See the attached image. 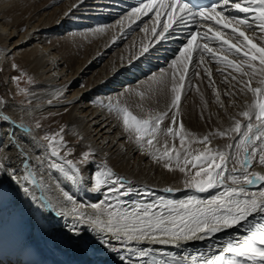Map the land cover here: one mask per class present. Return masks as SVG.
Here are the masks:
<instances>
[{
  "label": "bare ground",
  "instance_id": "obj_1",
  "mask_svg": "<svg viewBox=\"0 0 264 264\" xmlns=\"http://www.w3.org/2000/svg\"><path fill=\"white\" fill-rule=\"evenodd\" d=\"M75 5L77 6H71L66 14L62 15L53 25H49V23L37 24L35 27H31L25 34L16 35L14 30L8 29L4 22L0 21V28L6 33L5 37L0 36V116L8 117L6 121L0 120V233L1 235L13 237L11 249L17 246L36 244L37 251L41 253L40 261L44 264H165V262L167 264H193L191 260L193 256L197 258L196 264H203V261L208 257L219 253L220 248L224 246L229 237H233L234 239L237 237L242 238L247 233L243 229L234 227L206 237L202 241H180L179 246L143 241L128 245L130 250L127 251L124 250L122 244L113 240L112 243L121 250L118 252L109 251L105 246L101 245L100 235L97 232L90 231L88 225L80 223L73 212V208L76 207L81 212L91 214L93 210L87 206L98 203L99 199L102 198L101 193L89 194V190L93 186L91 173L86 170L83 173V180L74 184L61 172L48 168L50 155L47 143H45L42 137L45 131L38 127V123L42 124L44 128L46 127L58 132L63 127V122L75 135L83 137V141H80L78 145L93 147L96 153L97 151L100 153L99 156L107 153L109 158L107 155L105 156L108 159H105L104 156H101V158L103 162H109L111 159L110 155L114 153L118 154L123 147V142L119 141V135L109 134L113 127L110 125L111 121L107 114L96 107L98 100H101V102L103 100L104 102L108 98L110 99V96L123 94V90L128 88L131 82L137 81L146 75L149 77L151 74L159 73L160 69H157V67L165 65L166 67L162 69H167L172 60L169 59L167 63H163L162 56L169 54L174 39L170 37L166 41L155 43L157 37L142 30L145 21L149 26L152 24V21L148 20V17L142 16L135 23H132L130 20H123V14L120 12V7L116 0H82ZM80 10L84 11V15L85 12L87 13L82 18H79L80 22L77 23L84 25L86 20L92 22L94 24V33L91 34V37L95 39L92 40L100 44L101 47L99 46L100 49L92 53L88 49L93 42L87 41L89 39L87 35L82 34V38L79 37L80 35L75 38L70 33V36H73L74 40L80 39L83 43H80L79 40L76 43L74 42L75 48H72V51L74 50V53L85 51L83 60L78 61L74 67V69H77V71L76 69L75 71L73 70L74 74L73 71L67 72V66H65L66 69L64 66L61 67L69 59L64 58L62 54L60 55L58 53L59 50L55 46L53 47L52 44L47 43L48 36H45V33L63 34L61 31L65 27L63 22H68L70 27V23L74 22H72L71 18H74V15ZM248 18L249 20L252 19L251 16ZM120 21H123V23L121 24ZM107 22H111V24L106 26ZM162 22L166 21L162 20ZM18 28L20 29V27ZM111 29L113 35L110 38V36H107V33ZM136 32L138 35H141L140 38L143 37L144 40H147L145 43L153 41L149 45V53L143 56L139 55L138 59L134 57L135 51L138 52L139 47V42H137L139 40L135 39V37H139L136 35ZM247 32L254 39V42L264 46V40H261V33L259 31L253 32L247 29ZM110 33L109 35H111ZM128 37H131L130 39L132 40V44L129 43L132 45V48L130 46L131 51L129 49L130 55L124 58L126 59L125 64L122 67L119 66L120 68H118L119 70L115 75L111 77H102L100 75L101 80L96 81L92 78L96 81L93 83V87L88 85L82 86L81 83L85 81L87 76L95 77L106 72L104 69L108 66L102 65L104 59L110 55V52H115L123 43L127 45L128 41H130L127 40ZM5 43H10V47L5 48ZM210 46L216 47L215 43ZM95 47H97V44L94 46V49ZM38 50H41L39 54H37ZM53 50H56V52ZM127 52L128 49L126 48L125 53ZM11 58L22 69L31 73L36 80L32 86L28 87L29 98L32 99L30 104L20 102L16 95L15 97L12 96L16 87L11 78V74H14ZM229 58L236 59L239 62V57L230 55ZM139 61L143 64L140 70H136L134 68ZM197 61L198 58L193 64L195 67L197 66L199 69L207 68V71L211 72V77H214L211 80V85L207 82L206 87L200 86L203 94H207L213 100H218L219 104L222 105L221 108L226 103L230 106L231 112L224 111L225 113L222 115L229 122V129L234 127L236 120H242L243 122L244 117L240 116V113L247 109L253 97L250 93L241 91L243 84L239 82L241 79L240 74L235 72L234 69L217 63L210 57H204L203 64H198ZM69 69L72 70L71 68ZM189 70L192 72L193 66ZM207 71L205 72L207 73ZM98 72L100 73L96 74ZM233 76H236L237 79L233 80ZM146 79L139 80V82L146 81ZM255 86H257V81L253 80V87ZM142 87L146 88L144 86L140 88ZM153 88L152 90H155L156 86L154 85ZM128 90L130 89L128 88ZM115 91L119 93L113 94ZM163 91L169 93L170 87L156 92ZM217 92L219 96H217ZM63 93H66V95L62 97ZM68 93H72V95ZM100 94L110 96H100ZM56 97H59L58 100H55ZM164 100L163 95L162 103H164ZM187 107H183L184 109L182 110V113L186 114H183L184 119L187 117L193 119L194 115L192 117L188 114L189 110ZM198 109L200 110V108ZM50 111L54 112L50 113ZM59 111L62 112L61 115ZM183 115L181 114V117ZM196 116L195 114V118ZM26 129H30V131ZM75 135L68 133L67 138L70 140ZM198 135L200 136V134ZM168 139L172 142L171 137ZM234 148L236 149V147ZM113 156L115 158V155ZM123 156L122 161L119 159L120 162H117V157L113 160L116 162L112 165L111 169L116 171L115 169L119 167L120 174H118L123 176L127 181H130L131 185L132 181L138 180L139 183L136 182L138 184L136 186L133 185L136 190L141 192L145 187L152 191V194L146 197L144 195V199L140 198L142 195L137 196L135 193L127 197L130 204L129 208L138 201L151 202L158 200L160 197L172 201L184 200L188 196H196L201 200H208L223 190V188H216L210 189L208 192L198 193L189 188H183L185 186L181 175H179L180 177L178 176L180 179L177 178L173 181V184L168 182L166 178L161 179L163 175L160 176L157 172L160 169L158 170L155 161L154 163H150V159L146 161L147 159L145 160L143 157L146 161V166L144 169H140L142 173H139V170L134 166L133 168L135 169L129 168L133 155L130 156L128 154V158ZM26 162L28 164L27 168H25ZM231 162L229 161V166H231ZM110 163L113 164L112 162ZM81 167L85 170L83 165ZM153 169L156 170L155 173ZM252 170L264 173V165L253 161V166L249 171ZM29 171L34 173L35 184L22 179ZM12 172H16L17 177L20 178V183L11 178L9 174ZM82 184L90 186L84 187ZM256 187L254 188V185L248 186L249 192L258 194L262 190V186L258 185ZM25 188L28 189L27 192L24 190ZM167 188H172L175 191L167 192L165 191ZM84 189H86L85 192ZM65 192L73 197L72 201L67 200L64 196ZM81 205L84 207H80ZM20 225H24L30 229L28 235L26 231L18 237L15 235L14 232ZM74 225L75 228L73 227ZM76 232H79L80 235H76ZM217 245L220 247H217ZM140 249H151L152 251L149 255L140 256ZM233 255V253H225L226 257H232ZM121 256H124L125 259L122 260Z\"/></svg>",
  "mask_w": 264,
  "mask_h": 264
},
{
  "label": "snow or ice",
  "instance_id": "obj_2",
  "mask_svg": "<svg viewBox=\"0 0 264 264\" xmlns=\"http://www.w3.org/2000/svg\"><path fill=\"white\" fill-rule=\"evenodd\" d=\"M193 8L195 6L190 7V4L184 3L183 0H140V3L124 17L132 23L140 20L142 16L148 17L152 24L149 26L145 21L142 30L157 37L155 43L174 37L176 29L173 25L187 27L186 21L188 17L191 18L194 27L170 61L168 68L161 69L159 73L151 74L147 78L150 91L154 85L156 91L170 87L169 111L173 114L168 116L167 112L153 114L147 111L145 115L137 116L126 106L114 110L122 118L123 126L130 134V138L141 147H151L158 135L179 137L183 146L186 136L191 134L185 132L183 123L176 120V115L179 112L193 54L197 55L198 64H203L204 56L207 55L217 63L234 69L241 77L239 81L243 84L241 91L250 93L253 99L247 109L240 113V116L247 119L246 124L242 125L240 120H236L233 128L216 133L224 137L229 132H235L241 137L235 145L237 153L232 158V167L229 168V150L233 148L231 144L226 145L224 150L214 151L205 148L198 155L186 152L184 166H180L179 163L181 154L176 152L174 147L168 149L167 144L163 152L159 148L155 149L156 153H160L159 155L153 154V158L158 161L175 159L179 171L188 177L184 181L187 188L198 193L216 188L223 190L208 200H201L196 196H188L178 201L160 197L151 202L138 201L129 208L126 206L125 197L133 193L137 196L152 193L136 190L130 181L115 173L104 163L91 179L93 191H103L107 188L108 196L99 203L87 206L93 210L91 214L81 212L76 207L73 208V212L80 223L88 225L90 231L100 235L101 245L113 252L121 250L112 243L113 240L122 244L126 251L130 250L128 245L143 241L179 246L180 241H202L221 231L238 227L247 234L242 238L229 237L219 253L208 257L203 264H264V173L249 171L253 161L264 165V46L254 42L245 30L259 31L261 40H264V0H213L212 3L200 6L195 11ZM249 16L252 17L251 20ZM208 21L213 23L208 24ZM120 23L122 24L123 21ZM200 25H204L203 33L199 30ZM152 43L153 41H149L142 45L141 56L149 53V45ZM213 43L216 47L210 46ZM230 55L239 57V62L230 59ZM194 74L199 76V72ZM207 75L211 77V72L207 71ZM232 79L236 80L237 77L233 76ZM253 80L257 81L255 87ZM138 94L142 99L145 96L143 91ZM217 96H219L218 92ZM165 118L170 120L171 126L161 129V123ZM0 120L6 121L8 117L0 116ZM242 127L244 131H241ZM26 130L30 131V129ZM62 133L63 129L43 138L47 141L50 155L48 168L61 172L74 184L79 183L83 180L81 165L90 163V157L94 159L95 154L85 151L78 162L67 159L62 155V151L66 149ZM201 142L210 144L211 140L205 135ZM68 152L71 154L70 149ZM188 156H191V159H188ZM188 164L198 170L194 174L187 172ZM164 166L170 171L173 170L170 163L166 162ZM27 167L26 162L25 168ZM9 175L20 183L16 172ZM22 179L36 183L34 173L31 171ZM257 184L262 186V190L258 194L250 193L248 186ZM24 190L28 191L27 188ZM165 191L175 190L167 188ZM64 196L69 201L73 200L67 192ZM109 197H115V201ZM73 227L75 228V225ZM75 234L80 235L79 232ZM151 251V249H140L139 255L146 256ZM225 253L234 255L226 257ZM121 259L124 260L125 257L121 256ZM191 260L196 264L195 256L191 257Z\"/></svg>",
  "mask_w": 264,
  "mask_h": 264
},
{
  "label": "rangeland",
  "instance_id": "obj_3",
  "mask_svg": "<svg viewBox=\"0 0 264 264\" xmlns=\"http://www.w3.org/2000/svg\"><path fill=\"white\" fill-rule=\"evenodd\" d=\"M81 1L82 0H0V21L4 22L5 26H7L8 29L10 28V29L14 30V33L16 35L17 34H25V32L27 33V31L29 29H31V27L33 28L37 24L41 25V24H44V23H49V25H53V23L57 22L62 15L66 14V12L70 9L71 6H75L76 7L77 5H75V4H77V2H81ZM75 7H73V8H75ZM83 13H84V11L80 10L79 12L76 13V15H74V18H76L77 20L74 19V18H71L72 22L74 21L73 22L74 24L70 23V25H71L70 27L68 25V22H66V21L63 22V25L65 26L64 29L61 30L63 34H59L58 35V34L53 33V32L45 33V36H48L47 43L52 44L53 47L55 46V48L59 50V51L57 50L58 53L60 55L62 54V56H64V58L69 59V60L71 59L70 61L68 60L63 65H61V67L62 66H64V67L67 66V68H68L67 72L73 71V70L75 71V69H76V68L74 69L75 65H77L78 61H80V60L82 61L83 60V57H84V54H85L84 53L85 51H81V52H78V53H74V50L72 51V48L73 49L75 48V44H73V43L74 42L76 43V41H78V40L80 41V39L74 40L73 39L74 37L76 38V36L80 35L79 37L82 38V36H81L82 34L87 35L88 38H89V39H87V41L93 42V44H94L93 45L91 43V45L89 46V49H88V51H92V53H95V51H98L100 49V47H101V45L96 43L95 41H93L95 39H93L91 37V34L94 33V31H93L94 24L92 22H91L92 25H91V23H89V25L88 24L85 25V23H84V25H80V24L77 23V22H80L79 18H82L83 16H85L87 12H85V15ZM39 20H40V22H39ZM76 23H77V25H76ZM106 26H107V24H106ZM18 27H20V29ZM113 31H114V29H113ZM89 32H91V33H89ZM70 33L74 37L70 36ZM109 33L111 35H109ZM47 34H49V35H47ZM112 35H113V33H112V29H111V31H109L107 33V36H110V38H111ZM0 36H3V37L6 36V33L2 30V28H0ZM107 36H106V38H107ZM130 38L131 37H128V39H127V40H130V41H128L127 45H126V43H123L121 45L122 47L120 46L117 50H115V52L114 51L110 52L109 54L111 56L109 55L107 58L104 59V63H102V65L105 64V65L108 66V67H106L104 69V71H106V72H104L102 74H99L100 72H98L96 74H99V75L95 74L96 75L95 77L94 76L93 77L87 76L85 81H82V83H81L82 86H84V85L87 86L88 85V86H92L93 87L94 86V84H93L94 82H96L97 80H101V76L100 75H102V77L103 76H109V77L114 76L115 73L119 70L118 68L122 67L125 64L126 59H124V58H127V56L130 55L129 49L131 51V48H132V45H130V44H132V42H131L132 40ZM135 39L139 40L137 42H139L138 50H140L142 45L145 44V40L146 39L143 40V38H140V36L139 37H135ZM80 43H82V41H80ZM95 43L97 44V47H95V49H94V46H96ZM105 43H106V40H105ZM130 46H131V48H130ZM4 47L5 48H9L10 47V43H5ZM91 48H92V50H91ZM126 48L128 49L127 53H125L126 52ZM119 49H121V50H119ZM53 51L56 52V50H53ZM40 52H41V50H38L37 54H39ZM135 52H137V51H135ZM112 53H114V54H112ZM119 53L123 54L122 56H124L123 57L124 60L122 59V56ZM117 55H120V56H117ZM77 57H78V59L79 58L80 59L78 60ZM12 58H11V60H12ZM110 58H112V59H110ZM12 61H13L12 71L14 72V74L13 73L11 74L12 75L11 78L13 79L15 87H16L14 93L12 94V96L15 97V95H16V97L18 98V100L20 102L26 103V104H30L32 102V99L29 98L30 94L28 93V90H29L28 87L32 86L33 83L36 82V80L34 79V76L31 73H29V72L25 71L24 69H22L21 66L15 60H12ZM74 62H76V63H74ZM163 67H166V66L157 67V69L159 68L161 70ZM69 68H71L72 70H70ZM100 68H98V69H100ZM115 68H117V69H115ZM65 69H66V67H65ZM76 71H77V69H76ZM189 72H191V71L189 70ZM74 74H75V72H74ZM97 76H100V77H97ZM17 77H19L20 79H16ZM109 77H107V78H109ZM92 78L94 80H96V81H94ZM140 79H142V78H140ZM185 82H188V83L190 82V83L185 85V88H184V90L182 92V96H181V103H180V106H179V112L176 115V120L178 122H182L183 123L185 132L191 134V135L186 136L183 146H181L179 137L173 138L171 136L165 137L163 135H158L157 138L155 140H153V145L151 147H148V146L141 147L133 139L130 138V134L125 130V128L123 126V123H122V118L119 115H117L116 111L114 110L117 107H125L126 106L134 115H137V116H143V115L146 114L147 111H151L153 114H160V113L167 112L168 116H171L173 114L171 111H169L170 105H171V92H169V93L167 91L156 92V90H151L152 91L151 92L148 89V84H147V79H146V81H143V82H137V81L131 82V84L128 86V88L130 90H128V88L124 89L123 90V94H119V96H110V95H107V94H100V96H108V97L110 96L111 98L110 99L108 98V100L104 101V102H103V100H102V102H101V100H98V102L96 104V107L98 109L104 111L107 114V116L109 117L110 121H111L110 125H112L113 128H112V130L110 131L109 134L110 135L111 134L119 135L120 136L119 137V141L123 142V144H122L123 147L118 152V154H116V153L111 154V155L109 154L110 157H111L109 162H112L113 164H111V163L109 164V162H107V161L103 162V159L101 158V156L102 157L104 156L105 159H108L109 156L107 155V153L101 154L99 156L100 153H98V151L96 153L95 149L93 150V147H91V146L87 147V145H84V147H83V145H81V144L78 145L80 143V141H83L82 140L83 137L75 135L74 132H72V130H70L68 128V126H66L63 122H62L63 127L61 129H63L62 135L64 137V141L66 142V149L64 151H62V155L65 156L67 159H71L74 162H78L80 160V158H81V155L85 151L94 152V154L96 153L95 154L96 157L94 156V159L90 157V160H91L90 163H87L86 165H83L84 166L83 168L85 169V170H83V173H85L86 170H88L91 173V176H93V174L97 171V169L104 163H106L107 166L110 165L108 167L111 168L112 165H114L115 162H116V161L114 162L113 160L118 155L119 156L116 158L117 162H120L119 159L122 161L123 154H124L123 157H125V158L126 157L128 158V156H127L128 154L130 156L133 155V157H131V161H130L131 163L129 165V168L130 169H135L136 168V169L139 170V173L140 172L142 173V171L140 169H144L145 166H146L145 162L150 159L151 160L150 163H152V162L154 163V161H155V164H156L158 170L160 169L157 172L160 174V176L163 175V177L161 176V179L162 178L163 179L166 178L167 181L172 183V184H173V181L175 179H177V178L180 179L179 175H181V178L183 179V181H185V179H187L188 177L185 175V173H182V172L179 171V169L177 167V161L175 159H173L171 161H165V160H159L158 161V160L153 158V154H155V155H159L160 154V153H156L155 149L159 148L161 150V152H163V150L165 148V144H167L168 149H172L174 147L176 152H179L181 154L180 161H179L180 166H184V156H185L186 152L187 153H191L192 155H198L205 148H211L214 151L217 150V149L218 150H224L225 146L229 145V144L233 145V148L229 150V154H230L229 161H232V158H234L236 153H237V149H235L234 147H235L236 144H238V142L241 139V137L239 136V134H235V132H233V133L229 132V134L227 136H224V137H221V136L216 134L218 131H228L229 122L222 115H223V113H225L224 111L231 112L230 106L228 105V103H226V104H224L223 108H221L222 105L219 104L218 100H213L207 94H205V93L203 94L202 89H200V86H203V87L205 86L206 87V84H208V83L205 82V80L200 82V83H196V84H195L194 81H190V80H186ZM141 86H144L146 88H143V87L140 88ZM141 91H143L145 93V96H144L143 99L138 94ZM117 93H119V92L118 91L113 92V94H117ZM152 93H154V94H152ZM68 94L72 95V93H68ZM65 95H66V93H63L62 97L65 96ZM163 95H164V98H165L164 103H162V101H161ZM56 98H55V100H58L59 97H56ZM203 98H204V100H203ZM197 105H199V106H197ZM186 106H188L187 107L188 110H189L188 114H190L192 117L194 115L193 119H191V117H187L186 119H184V115L183 114H185V113H182V110ZM224 107H225V109H224ZM198 108H200V110ZM52 112H54V111H50V113H52ZM56 112H58V111H56ZM61 113L62 112H60V115H61ZM181 114L183 115L182 117H181ZM195 114L197 115L196 118H195ZM202 114H203V116H201ZM241 123H242V125L246 124L247 123V119L244 118L243 122L241 120ZM37 125H38V127L40 129H43V131H45L44 134H42L43 138H44L45 135H51V134L57 133L56 131H52V130L46 128V127L44 128V126H42V124H40V123H38ZM168 126H171V122L169 121V119L165 118L162 121V123H161V129H164V128L168 127ZM176 128H177V131H178L179 130L178 129V125L176 126ZM241 130L244 131V128L242 127ZM68 133L73 134L75 136L69 140L67 138ZM198 134H200V136ZM205 135L209 136V138L211 140L210 144L201 142L202 138ZM170 137L172 138V142L168 139ZM165 138H167L168 140L166 139V141H165ZM45 143H47V141H45ZM68 149L71 150V154H69ZM80 151H81V153H80ZM126 151H128L129 153L126 152ZM78 152H79V154H78ZM105 155H107L108 158ZM113 155H115V158H114ZM241 155H242V152H241ZM97 157H98V159H97ZM143 157L145 158V160L146 159L147 160L145 161ZM188 159H191V156H188ZM129 160H130V158H129ZM134 162H136V163H134ZM166 162L170 163L172 165V167H173L172 171H170L168 168H166L164 166V164ZM133 166L135 168H133ZM229 167L231 168L232 164ZM118 168H116L115 169L116 171H114V172L117 173V174L118 173L120 174V168L119 169ZM197 170H198V168H193L191 164H188L187 167H186V171L190 172L191 174H194ZM153 172L155 173L156 170L153 169ZM226 175H228V174L226 173ZM121 177H123V176H121ZM136 182H138V180L132 181V186L133 185L136 186L139 183V182L138 183H136ZM168 182H166V183H168ZM183 184L185 186L184 182H183ZM82 185H84V187L85 186L86 187L90 186L88 184H82ZM92 185H93V182H92ZM258 185L259 184L254 185V188H257L256 186H258ZM251 186H253V185H251ZM151 188H153V187H151ZM183 188H187V187L185 186ZM147 189L148 188L144 187V189L141 192L142 193H144V192L152 193V191L150 189H148V190ZM85 190L86 189H84V192H85ZM89 191H90L89 194L90 193H95V194L101 193L102 194V198L99 199L98 203L100 201H102V200H105L106 196H108L107 188H105L103 191H93V186H91V190H89ZM142 197H140V198L141 199L145 198L144 195H142ZM109 198H111V197H109ZM113 198L114 197H112V200L115 201V199H113ZM124 200L126 202V206H127V203H128L127 207H130V204H129V201L127 200V197H125Z\"/></svg>",
  "mask_w": 264,
  "mask_h": 264
}]
</instances>
